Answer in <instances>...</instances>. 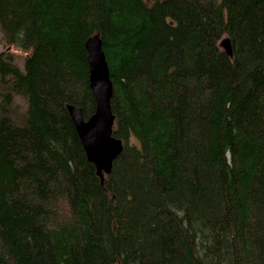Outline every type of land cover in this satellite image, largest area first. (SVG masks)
<instances>
[{"label": "trees", "instance_id": "1", "mask_svg": "<svg viewBox=\"0 0 264 264\" xmlns=\"http://www.w3.org/2000/svg\"><path fill=\"white\" fill-rule=\"evenodd\" d=\"M0 34V264H264V0H0ZM96 34L103 185L66 108L94 113Z\"/></svg>", "mask_w": 264, "mask_h": 264}, {"label": "water", "instance_id": "2", "mask_svg": "<svg viewBox=\"0 0 264 264\" xmlns=\"http://www.w3.org/2000/svg\"><path fill=\"white\" fill-rule=\"evenodd\" d=\"M220 47L232 56L230 41L221 40ZM88 64V82L92 91L95 110L85 120L81 108L67 105V112L75 128L79 141L85 152L87 161L96 168V175L103 185L104 177L109 175L112 163L122 152V141L112 136L114 116L110 101L113 86L109 75L102 42L98 34L91 36L85 42Z\"/></svg>", "mask_w": 264, "mask_h": 264}, {"label": "rangeland", "instance_id": "3", "mask_svg": "<svg viewBox=\"0 0 264 264\" xmlns=\"http://www.w3.org/2000/svg\"><path fill=\"white\" fill-rule=\"evenodd\" d=\"M0 53L3 56H11L12 63L16 65L21 71H23V63H24V54L13 48L6 45L4 39L0 34ZM7 58V57H6ZM12 112L15 118H19L21 114H24L27 109L26 100L18 95H14L12 97Z\"/></svg>", "mask_w": 264, "mask_h": 264}, {"label": "bare ground", "instance_id": "4", "mask_svg": "<svg viewBox=\"0 0 264 264\" xmlns=\"http://www.w3.org/2000/svg\"><path fill=\"white\" fill-rule=\"evenodd\" d=\"M100 36V35H99ZM110 71V70H109ZM113 85V84H112Z\"/></svg>", "mask_w": 264, "mask_h": 264}]
</instances>
